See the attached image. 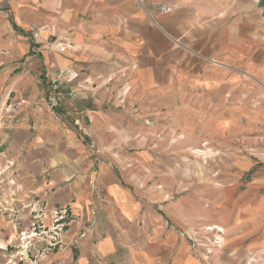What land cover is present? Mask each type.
Wrapping results in <instances>:
<instances>
[{
	"label": "crops",
	"instance_id": "obj_1",
	"mask_svg": "<svg viewBox=\"0 0 264 264\" xmlns=\"http://www.w3.org/2000/svg\"><path fill=\"white\" fill-rule=\"evenodd\" d=\"M258 2L0 0V178L46 224L75 218L41 264H264V162L194 163L264 124ZM59 74L55 118L38 100ZM16 217L0 212V264Z\"/></svg>",
	"mask_w": 264,
	"mask_h": 264
},
{
	"label": "rangeland",
	"instance_id": "obj_2",
	"mask_svg": "<svg viewBox=\"0 0 264 264\" xmlns=\"http://www.w3.org/2000/svg\"><path fill=\"white\" fill-rule=\"evenodd\" d=\"M45 95L48 92L49 86L45 87ZM60 108L55 111V113L60 117ZM52 112V111H51ZM53 113V112H52ZM55 115V114H54ZM255 138L250 139H241V140H201L198 144V148L194 154V163L198 164H205L208 163L215 168L217 167L218 163L220 162H230L231 159H250L253 162L261 163L264 162V124L259 123L257 133L254 136ZM219 141V144H218ZM226 146L225 153H220L219 150L217 151L218 147ZM234 147L236 150L240 149L239 154L235 152ZM3 172L0 170V176ZM19 189V188H18ZM12 191V196H11ZM20 191V190H19ZM20 193V192H19ZM18 194L16 191L15 184L12 183L8 178H0V212L1 213H12L15 210H19V212L23 210H29V223L25 225L23 223V219L19 217L13 218V222L16 224V227L19 231L17 235L16 241L11 245L10 248L6 250V264H9L8 261L10 257L15 254L16 251L23 250L24 244L26 243L21 241L20 238H26L28 236H32L30 239L34 241V247L28 253V258L26 259L28 262H13L12 264H41V260L49 255L51 252L45 250L47 245V234L45 233V228L47 229L52 226V224L56 221L55 214L58 211H62L64 208L68 209L69 212L71 211L69 207L59 208L53 212V220L50 224H46L44 222L45 217V204L40 202L39 199H32L28 203H20L17 202L15 196ZM20 204V207L15 208V204ZM12 206V207H11ZM37 216H41L40 218H36ZM59 222V221H58ZM57 224V223H56ZM69 226H66V230L64 233L67 232ZM62 232L61 236L64 234ZM34 234H37L34 236ZM21 238V239H22ZM28 247V246H27ZM28 248V250H30ZM25 250V249H24ZM25 252V251H24Z\"/></svg>",
	"mask_w": 264,
	"mask_h": 264
},
{
	"label": "built area",
	"instance_id": "obj_3",
	"mask_svg": "<svg viewBox=\"0 0 264 264\" xmlns=\"http://www.w3.org/2000/svg\"><path fill=\"white\" fill-rule=\"evenodd\" d=\"M174 7H167L164 6L161 8L162 12H169L172 11ZM51 46L59 49L61 52L64 51L66 48L65 45L61 42H51ZM67 83V79L64 78L63 74L56 75L52 77L49 81V90L48 92L39 98L38 102L41 105H44L48 107L54 115L55 118H58V115L55 113V111L62 107V102L65 97V85ZM41 216H37L36 218H40ZM55 219H57V222L55 221L51 227L47 229L45 228V233L47 234V247L45 250L48 252L55 249L60 243H61V234L64 233L66 230V226H69L70 222H74L75 218L73 213L68 209H63L62 211H58L55 214ZM59 221V222H58ZM57 223V224H56ZM37 234H34V236ZM32 236L20 238L21 241L26 243L24 244V249L16 251L13 256L10 257V260L8 261L9 264H12L13 262H28L26 259L28 258V253L32 250L30 248L34 247V241L31 240ZM215 243L218 245L222 243V240L217 239ZM28 246V247H27ZM28 248L30 250H28ZM25 251V252H24Z\"/></svg>",
	"mask_w": 264,
	"mask_h": 264
},
{
	"label": "water",
	"instance_id": "obj_4",
	"mask_svg": "<svg viewBox=\"0 0 264 264\" xmlns=\"http://www.w3.org/2000/svg\"><path fill=\"white\" fill-rule=\"evenodd\" d=\"M258 6L260 9H262V12H263V17H264V0H259L258 2Z\"/></svg>",
	"mask_w": 264,
	"mask_h": 264
}]
</instances>
